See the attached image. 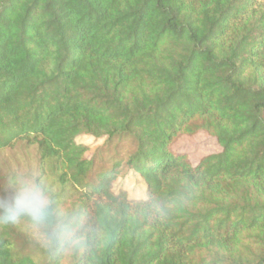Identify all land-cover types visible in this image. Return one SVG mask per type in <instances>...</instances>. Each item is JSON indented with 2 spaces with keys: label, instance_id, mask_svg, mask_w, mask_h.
Returning a JSON list of instances; mask_svg holds the SVG:
<instances>
[{
  "label": "trees",
  "instance_id": "obj_1",
  "mask_svg": "<svg viewBox=\"0 0 264 264\" xmlns=\"http://www.w3.org/2000/svg\"><path fill=\"white\" fill-rule=\"evenodd\" d=\"M257 1L0 0V151L33 147L60 218L100 240L51 251L4 225L0 264H264ZM200 132L221 151L192 164L171 149ZM81 135L132 150L95 169ZM122 165L145 200L112 192Z\"/></svg>",
  "mask_w": 264,
  "mask_h": 264
},
{
  "label": "rangeland",
  "instance_id": "obj_2",
  "mask_svg": "<svg viewBox=\"0 0 264 264\" xmlns=\"http://www.w3.org/2000/svg\"><path fill=\"white\" fill-rule=\"evenodd\" d=\"M263 6L264 0H258L255 3L256 8ZM75 142L87 147L86 157L94 158L95 169L109 167L116 159L125 160L132 150V145L129 140H113L111 143H107L105 138L95 139L91 136L81 135L76 138ZM171 149L186 155L192 164H196L207 155L217 154L221 151L215 140L204 132L193 136H182L178 138L171 145ZM0 177L5 178V180L0 182L3 185L10 180V177H13V181L25 177L33 178L39 182L40 174L37 169L35 149L17 144L10 149L1 150ZM111 190L114 194L125 192L128 200L131 201H142L146 199V189L142 179L133 172L128 171L123 165L121 166L119 175L112 183ZM65 207H68V205ZM19 228L21 233L29 239L38 242L42 241L30 225L21 224Z\"/></svg>",
  "mask_w": 264,
  "mask_h": 264
},
{
  "label": "clouds",
  "instance_id": "obj_3",
  "mask_svg": "<svg viewBox=\"0 0 264 264\" xmlns=\"http://www.w3.org/2000/svg\"><path fill=\"white\" fill-rule=\"evenodd\" d=\"M158 210V205L149 206V211ZM19 222H27L51 251L66 247L84 252L100 242L98 231L90 233L61 219L44 186L33 178L15 180L10 197L0 200V226Z\"/></svg>",
  "mask_w": 264,
  "mask_h": 264
}]
</instances>
